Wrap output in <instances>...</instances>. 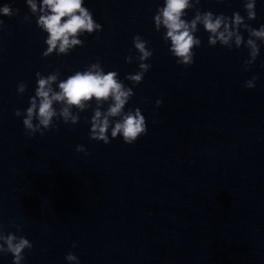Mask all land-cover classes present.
<instances>
[{
  "label": "water",
  "instance_id": "water-1",
  "mask_svg": "<svg viewBox=\"0 0 264 264\" xmlns=\"http://www.w3.org/2000/svg\"><path fill=\"white\" fill-rule=\"evenodd\" d=\"M5 4L19 13L0 16V223L33 244L23 264H67L69 252L80 264H264V44L244 72L248 50L210 47L198 26L202 44L184 68L164 30L154 28L164 0H85L102 31L80 37L84 47L67 56L43 59L47 34L35 17L23 21L30 16L26 0H0ZM199 8L228 17L239 12L257 30L264 24V0H256L250 22L243 0H201ZM193 17L189 11L185 19ZM134 35L149 41L152 67L125 112L141 110L146 136L133 145L112 140L110 131L109 145L90 140L94 102L76 125L61 119L58 132L24 135L25 117L14 113L30 106L37 72L59 70L64 80L99 61L132 87L125 76L138 63L125 57L137 55ZM241 35L246 42L248 33ZM253 75L258 80L248 90ZM20 82L27 89L18 98ZM78 145L89 155L76 152ZM12 261L0 255V264Z\"/></svg>",
  "mask_w": 264,
  "mask_h": 264
},
{
  "label": "clouds",
  "instance_id": "clouds-1",
  "mask_svg": "<svg viewBox=\"0 0 264 264\" xmlns=\"http://www.w3.org/2000/svg\"><path fill=\"white\" fill-rule=\"evenodd\" d=\"M224 3L225 0H217ZM247 21L256 20V0H243ZM201 0H164L162 7H158L154 15V28L156 32L164 30L163 41L170 42L169 52L175 58L178 66L188 68L194 64L195 49L199 48L202 41L196 37L198 26H203L209 34L208 45L215 47L219 44L231 51L233 46L239 50L242 46L248 50L249 58L244 61L242 71L248 72L260 55V45L264 44V24L259 29L251 27L239 12H234L232 17L224 14L215 15L211 11L202 12L199 8ZM85 0H26L30 16L25 15L23 21L31 23V18H36L37 27L47 34L44 41L46 51L42 58L55 55L67 56L77 47H84V41L102 31V26L93 18V13L84 6ZM189 11H194V17L189 21L185 19ZM19 10H13L10 4L0 7V16L12 18L18 15ZM5 24L0 19V31ZM241 30L248 33L244 40ZM132 43L137 55L125 57V62L138 63V71L128 74L125 80L131 83L128 87L120 80L116 71L105 73L101 63H90L83 71H75L64 80H60L59 70L45 76L40 72L35 74V95L30 98V106L26 112L15 110V116H24V135L30 139L37 133L43 137L48 131L58 132V122L62 119L65 125H76L80 122V113L85 112L95 103L92 109L93 116L90 120L91 129L89 139L109 145V131L111 139L122 137L127 145L135 144L142 136L148 134L147 122L139 108L129 109L125 106L134 96L133 88L140 85L144 76L150 71L152 65L147 63L153 51L149 49V41L140 35H134ZM131 52V50H130ZM258 76L253 75L246 80L244 87L252 90L256 86ZM27 89L24 82L17 84V96H22ZM107 104V109L102 110ZM162 101H156L159 108ZM58 106V108L56 107ZM76 110L75 112L73 110ZM37 121V123H34ZM86 122H88L86 120ZM76 152L89 155L83 145L76 147ZM11 227L16 232H22L20 224L12 221ZM76 245L73 244V248ZM33 244L23 235L5 232V227L0 223V255L13 257L12 264H23L25 251H31ZM67 264H80L78 257L69 252L65 256Z\"/></svg>",
  "mask_w": 264,
  "mask_h": 264
}]
</instances>
